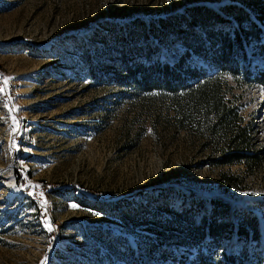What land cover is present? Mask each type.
<instances>
[{
  "label": "rangeland",
  "instance_id": "rangeland-1",
  "mask_svg": "<svg viewBox=\"0 0 264 264\" xmlns=\"http://www.w3.org/2000/svg\"><path fill=\"white\" fill-rule=\"evenodd\" d=\"M233 2L0 0V264H130L133 257L152 264L139 246L162 224L129 208L148 204L150 213L167 215L157 204L162 199L203 213L209 198L229 206L224 217L231 223L246 212L255 217L256 240L231 234L222 246L264 264V172L216 165L217 148L202 131L176 128L166 103L108 77L118 70L99 40L105 22L119 28L134 18L149 22L191 5L219 10ZM169 49L160 48V61L175 57ZM249 55L264 67V56ZM191 57L206 67L205 59ZM222 78L231 86L226 98L251 121L255 148L264 154V86L241 88ZM223 173L238 176V188L220 186ZM110 243L115 253L107 257ZM183 247L170 245L175 257H151L197 264Z\"/></svg>",
  "mask_w": 264,
  "mask_h": 264
},
{
  "label": "trees",
  "instance_id": "trees-1",
  "mask_svg": "<svg viewBox=\"0 0 264 264\" xmlns=\"http://www.w3.org/2000/svg\"><path fill=\"white\" fill-rule=\"evenodd\" d=\"M232 1L237 3L221 5L219 10L191 5L182 13L149 22L134 18L119 28L105 22L101 25L105 33L99 35V40L108 45L103 52L107 61L110 58L109 63L117 66L115 75L107 74L114 83L132 87L135 94H146L147 99L166 103L176 128L202 131L206 142L217 148L216 165L241 164L250 173H263L264 154L255 148V128L251 121L243 120L238 105L226 98L231 86L222 76H230L241 88L253 84L264 86V67L249 55L256 52L264 56V0ZM248 9L253 18L249 17ZM228 17L233 18V24ZM224 23L227 28L223 27ZM175 42L182 44L184 51L170 47ZM162 46L169 47L175 57L170 55L160 61L158 53ZM193 54L205 59L206 67L194 65ZM240 183L234 174L220 176V186L234 189ZM161 200L158 207H163L167 215L150 213L148 204L128 207L136 218H151L162 224L146 246H139L152 264H159L151 257L155 254L161 258H166L167 252L173 257L177 255L169 250L170 245L184 246L197 264H252L246 261V252L235 256L224 251L222 241L231 234L235 235V241L256 240L259 234L254 216L246 212L236 223H231L224 217L229 206L218 198H209V207L203 213H199L200 207H173L169 201ZM113 247L110 243L107 257L115 253ZM186 258H180L181 262L186 263ZM147 263L133 257L130 264Z\"/></svg>",
  "mask_w": 264,
  "mask_h": 264
},
{
  "label": "snow or ice",
  "instance_id": "snow-or-ice-1",
  "mask_svg": "<svg viewBox=\"0 0 264 264\" xmlns=\"http://www.w3.org/2000/svg\"><path fill=\"white\" fill-rule=\"evenodd\" d=\"M72 207H73V208H77L78 205L73 204ZM49 230H51V228H49ZM42 264H43V262H42Z\"/></svg>",
  "mask_w": 264,
  "mask_h": 264
}]
</instances>
